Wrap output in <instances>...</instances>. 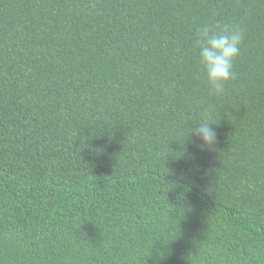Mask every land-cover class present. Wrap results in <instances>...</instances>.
Instances as JSON below:
<instances>
[{
    "label": "trees",
    "instance_id": "obj_1",
    "mask_svg": "<svg viewBox=\"0 0 264 264\" xmlns=\"http://www.w3.org/2000/svg\"><path fill=\"white\" fill-rule=\"evenodd\" d=\"M0 264H264V0H0Z\"/></svg>",
    "mask_w": 264,
    "mask_h": 264
},
{
    "label": "clouds",
    "instance_id": "obj_2",
    "mask_svg": "<svg viewBox=\"0 0 264 264\" xmlns=\"http://www.w3.org/2000/svg\"><path fill=\"white\" fill-rule=\"evenodd\" d=\"M244 40V29L238 24L219 25L204 23L197 27L194 47L197 49L201 75L210 95L220 96L235 78L234 62L238 58ZM187 128V136L195 134L203 146H212L216 140L213 123L205 118L194 119Z\"/></svg>",
    "mask_w": 264,
    "mask_h": 264
}]
</instances>
